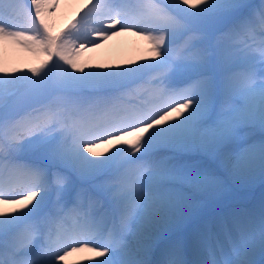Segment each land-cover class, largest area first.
Segmentation results:
<instances>
[{"label":"snow or ice","instance_id":"1","mask_svg":"<svg viewBox=\"0 0 264 264\" xmlns=\"http://www.w3.org/2000/svg\"><path fill=\"white\" fill-rule=\"evenodd\" d=\"M55 6L0 0V40L45 56L31 75L0 68V204L19 205L0 209V264H261L264 202L224 196L264 182V0H87L53 34ZM131 30L154 62L78 67Z\"/></svg>","mask_w":264,"mask_h":264},{"label":"rangeland","instance_id":"2","mask_svg":"<svg viewBox=\"0 0 264 264\" xmlns=\"http://www.w3.org/2000/svg\"><path fill=\"white\" fill-rule=\"evenodd\" d=\"M252 0H246V2L251 3ZM195 3L196 0H193ZM260 0H257V3H259ZM87 3V0H84L83 3L80 5V11L81 12L84 9V5ZM60 14V13H59ZM79 14V13H78ZM78 14L71 15V14H65V15H57L53 20H48L47 15L45 13L46 19L48 21L50 30L52 31L53 34L59 33L62 30L66 28V26L69 24L70 21H72L74 18H78ZM94 26V25H93ZM15 30V29H14ZM18 30V29H17ZM119 32H129V31H117ZM131 32H137L136 30H131ZM116 35V34H115ZM142 35V34H140ZM114 36V35H109V37ZM108 37V38H109ZM143 39L146 40L148 44H151L148 39L145 38V35H142ZM107 38V39H108ZM107 39L103 40H98L97 44L100 42H104ZM11 43L17 44L20 48V50L14 51L9 57H5L1 52H0V68L4 70V72L9 73V74H27L31 75V73L28 71L30 68L37 67L40 65V63L45 59L44 54L36 51V50H29L27 47L24 46V44L21 43H16L14 40L11 38H5L0 40V46L1 45H9ZM92 45H87L82 49H79L77 54L74 56V59L76 60L78 67H82L81 65V58L79 54L88 47H91ZM144 62L143 56L139 53L133 54L130 59L126 61V66H135L136 64ZM72 71L71 69H69ZM0 75H3V73H0ZM176 114V113H174ZM109 147L108 145H100V147L96 148L95 151L97 152H104L106 148ZM251 185V187H249ZM248 187L251 190H255L257 194H263L264 195V182H262L259 178L255 179L251 183H242L239 185H234L233 187H236L238 191L242 187ZM247 192H241L239 195L236 193H232V190L228 193L225 194L224 196V202L229 205V204H234L237 202H243V198L241 195L247 194V197L249 195ZM254 193V192H253ZM255 194V193H254ZM237 197V198H236ZM234 199V200H232ZM9 205H12L9 203ZM13 206V205H12ZM16 208H19V205L16 206ZM185 240L187 242V247H188V253L193 254L194 257L197 258L196 250L193 241L191 240V235H190V229H185L184 234ZM84 252H88L87 250H82V251H77L73 252L70 255L66 256L64 261L61 262V264H94V261L91 259L95 256V254L92 252L89 254V257H85ZM259 254H257V257ZM256 257V259H257Z\"/></svg>","mask_w":264,"mask_h":264},{"label":"bare ground","instance_id":"3","mask_svg":"<svg viewBox=\"0 0 264 264\" xmlns=\"http://www.w3.org/2000/svg\"><path fill=\"white\" fill-rule=\"evenodd\" d=\"M83 1L84 0H49V3H54L56 6L45 13L48 20H53L55 16L60 14H71L75 16L80 13V5ZM253 1L256 0H252L251 4ZM18 50H20L19 46L14 43L0 46V52L5 57H9L14 51L18 52ZM137 53L143 56L144 62H154L155 59H157L153 55L152 45L148 44L146 40L143 39L142 35L137 32L129 31L123 33L119 32L94 47L85 48L79 56L81 58L82 68L87 71L90 69H117L126 67V61L130 59L133 54ZM172 116L176 117V114L172 113ZM249 187H251V185ZM245 188L247 191L248 187ZM12 205L0 204V209L10 212L13 208L18 206V204ZM90 253L92 252H84L85 257L88 258Z\"/></svg>","mask_w":264,"mask_h":264}]
</instances>
